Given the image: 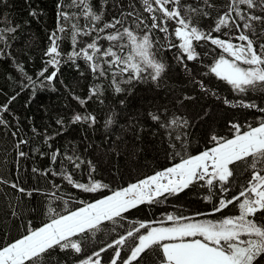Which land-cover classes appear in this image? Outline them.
I'll return each mask as SVG.
<instances>
[{"label": "snow or ice", "instance_id": "obj_1", "mask_svg": "<svg viewBox=\"0 0 264 264\" xmlns=\"http://www.w3.org/2000/svg\"><path fill=\"white\" fill-rule=\"evenodd\" d=\"M140 4L141 8L137 9L129 0L128 10L118 5L119 15L105 21L109 0H101L98 10L92 0H57V26L48 37L49 45L44 53L47 59L37 76V79L43 77L40 86L43 87L45 81L50 84L56 80L65 63L71 62L80 70L77 61L82 60L94 82L84 98L74 96V99L81 108L94 99L103 104L102 97L108 89L113 94L127 93L135 84L149 80L159 86L168 65L158 58V54L175 49L174 61L189 73L202 91L216 96L203 79L197 80L196 75H192L189 62L203 64L202 57L219 50L206 66L207 71L197 75H213L238 94L264 92V0H226L220 9L211 0H140ZM29 14L36 17L37 12L32 10ZM205 20L212 23L205 25L202 23ZM17 27L0 28V41L6 42L5 33H14ZM157 33L162 34V38ZM65 39L70 43L68 52L61 48ZM209 45L214 47L209 49ZM5 55L4 49L0 48V57ZM16 68L35 88L36 80L27 74L24 66L17 64ZM22 86L28 87V84L22 82ZM15 98L12 96L8 103L0 105V125H8L4 114ZM224 102L234 104L227 99ZM235 103L264 113V107L255 102L240 100ZM148 116L166 129L189 125L183 116H172L167 121L158 112H149ZM97 122V116L86 108L74 112L69 121L88 127ZM113 122L109 114L104 126L107 128ZM56 123L64 127L63 118ZM232 127L235 135L231 139L213 135L210 139L215 146L195 155H185L172 167L74 211L59 214L50 205L48 211L55 215L48 222L35 228L30 226L26 234L6 244L0 242V264H59L52 255L55 251L71 250L81 254L85 250L81 237L87 239L89 233L94 235L104 222L118 223V218L123 219L125 213L140 204L160 203L161 198L178 195L193 186L205 190L203 200L212 204L208 214L223 213L229 206L236 208L238 214L219 220L194 218L208 215L201 212L194 213L193 218L167 214L165 220L159 222L139 223L138 227L130 228L105 247L77 259L75 264H102L101 253L108 249H113L109 264H118V261L119 264H148L149 256L154 264H264V118L255 127L248 125L247 131H241L239 124ZM54 139L55 136L45 138L50 149L52 145L48 142ZM174 140L186 153L187 145L181 135L177 134ZM19 144H27V141L20 140ZM170 147L174 155H180L175 151L177 144ZM19 155L27 154L20 151ZM41 155H49L52 164L59 162L62 170L53 174L62 177L74 189L90 194L109 187L93 178L95 164L82 159L75 148L63 152L57 148ZM85 165L88 182H80L74 179L72 171L63 170L66 166L80 172ZM237 166L248 172L249 177L246 183L239 185L237 192L232 193ZM47 174L46 170L44 175ZM12 187L32 195L16 184ZM53 187L58 190L60 185ZM49 195L62 201L65 207L69 202L56 191ZM125 248L127 251L122 256Z\"/></svg>", "mask_w": 264, "mask_h": 264}, {"label": "trees", "instance_id": "obj_2", "mask_svg": "<svg viewBox=\"0 0 264 264\" xmlns=\"http://www.w3.org/2000/svg\"><path fill=\"white\" fill-rule=\"evenodd\" d=\"M131 2L137 9L141 8L140 0ZM211 2L215 3L217 9L226 4V0ZM92 3L98 10L101 0H92ZM56 5L57 0H0V28L18 25L14 33H5L6 42L0 41V48L6 53L0 57V105L16 96L8 105L9 111L4 114L8 125H0V242L5 244L26 234L30 226L35 228L48 222L55 215L48 211L50 205L59 214L74 211L179 163L185 155H195L215 146L210 139L213 135L231 139L235 135L232 127L234 124H239L241 131H247L248 125L255 127L264 118V113L257 109L241 107L235 103L244 100L264 107V92L238 94L213 75H197L207 71L206 66L219 50L202 57L203 64L189 62L192 75H196L197 80L203 79L205 85L217 93L212 96L202 91L189 73L174 61L173 49L158 54V58L168 65V70L158 82L159 86L149 80L135 84L127 93L113 94L108 89L102 97L103 104L94 99L84 106L97 116L95 126L69 123L74 112L84 111L74 96L84 98L94 81L81 60L77 61L81 65L80 70L74 68L71 62L65 63L56 80L50 84L45 81L44 86H40L43 77L37 79V76L47 59L44 53L49 45L48 37L57 26ZM118 5L128 10L129 0H109L105 21L119 15ZM32 10L37 12L36 17L29 14ZM202 23L207 25L212 21L205 20ZM157 35L162 38V34ZM212 47L209 45V49ZM61 48L64 52L70 51L68 39L64 40ZM17 64H22L27 74L36 80L35 88L18 71ZM22 82L28 84V87H23ZM225 99L234 104L225 103ZM149 112L160 113L165 121L172 116H183L189 125L178 129L162 128L150 119ZM109 114L114 122L106 128L104 121ZM60 118L64 120L63 128L56 123ZM57 132L61 134L55 135ZM177 134L186 142V153L180 150L179 142L174 140ZM46 136H55L54 140L48 142L52 145L51 149L45 143ZM20 140H26L27 144H19ZM173 143L177 144L175 151L180 152V155H174L170 147ZM57 148L62 152L75 148L82 159L91 160L95 164L93 178L109 187L96 193H84L74 189L62 177L54 175V172L62 170V166L59 162L52 164L49 155L41 153H50ZM20 151L27 155L21 157ZM46 170L48 174L44 175ZM63 170L72 171L74 179L80 182H88L86 165L82 166L80 172L66 166ZM248 177L249 173L237 166L232 193L237 192L239 185L246 183ZM13 184L24 188L26 192H32V195L19 192L12 187ZM54 185H60V188L54 189ZM53 191L69 200L66 207L62 201L51 198L49 194ZM204 195L206 192L203 188L193 186L178 195L161 198L160 203L145 202L125 213L123 219L118 218V223L106 221L94 235L89 233L87 239L81 237L85 249L81 254L71 250H57L52 255L59 264H75L77 259L105 247L113 239L125 235L130 228L138 227L141 222H159L165 220L167 214L190 218L196 212L208 214L212 204L203 200ZM14 212L16 215H13ZM236 214L238 210L229 206L223 213L194 218L219 220L223 216ZM126 251V248L122 249V256ZM101 256L102 264H109L113 249L101 253ZM147 261L148 264H154L151 256L147 257Z\"/></svg>", "mask_w": 264, "mask_h": 264}, {"label": "rangeland", "instance_id": "obj_3", "mask_svg": "<svg viewBox=\"0 0 264 264\" xmlns=\"http://www.w3.org/2000/svg\"><path fill=\"white\" fill-rule=\"evenodd\" d=\"M173 166V165H172ZM172 166H170V167H172ZM163 171V170H162ZM154 175V174H153ZM151 176V175H150ZM147 177H149V176H147ZM147 177H145V178H143V179H146ZM142 180V179H141ZM109 195H111V194H109ZM103 198V197H102ZM101 199V198H100ZM92 203V202H91Z\"/></svg>", "mask_w": 264, "mask_h": 264}, {"label": "built area", "instance_id": "obj_4", "mask_svg": "<svg viewBox=\"0 0 264 264\" xmlns=\"http://www.w3.org/2000/svg\"><path fill=\"white\" fill-rule=\"evenodd\" d=\"M138 182V181H137Z\"/></svg>", "mask_w": 264, "mask_h": 264}]
</instances>
